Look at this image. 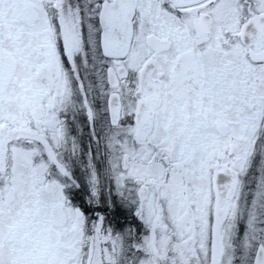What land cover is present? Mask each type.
I'll return each instance as SVG.
<instances>
[{
    "label": "snow or ice",
    "instance_id": "1",
    "mask_svg": "<svg viewBox=\"0 0 264 264\" xmlns=\"http://www.w3.org/2000/svg\"><path fill=\"white\" fill-rule=\"evenodd\" d=\"M0 264H264V0H0Z\"/></svg>",
    "mask_w": 264,
    "mask_h": 264
}]
</instances>
